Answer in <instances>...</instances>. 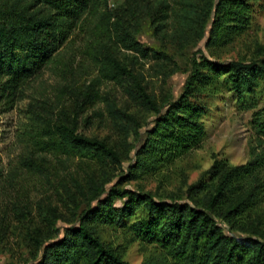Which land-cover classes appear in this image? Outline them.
<instances>
[{"label": "trees", "instance_id": "trees-1", "mask_svg": "<svg viewBox=\"0 0 264 264\" xmlns=\"http://www.w3.org/2000/svg\"><path fill=\"white\" fill-rule=\"evenodd\" d=\"M95 1L0 0L1 97L13 102L23 83L57 60ZM139 1L144 2L139 5L140 13L145 10L154 32L162 34L169 26L166 9L170 3ZM175 1L177 7L170 8V35L184 43L205 37L210 44L220 32H237L249 23L245 0ZM133 12L128 8L102 13L107 40L92 54L98 69L96 81L119 85L128 101L157 116L155 124L144 132V142L136 151L138 160L107 188L101 173L122 167L123 157L105 139L79 131L80 118L95 95L92 90L98 93L93 88L94 80L81 87L72 85L68 106L57 111L43 107L49 123L43 128L37 121L36 126L42 127V135L47 137L43 142L47 150L67 158H85L95 167L79 178L68 172L70 181L62 185L61 196L72 213L79 211L73 214L75 223L60 231L57 221L63 218L56 207L43 213L41 224L47 229L46 236L26 231L35 245L32 252L36 253L21 264H131L96 233L94 222L128 230L144 248L148 246V255L141 264H264V222H258L251 213L257 199V183L254 185L253 180L264 162L261 153L235 166L215 161L176 196L157 197L120 186L151 161L170 163L198 146L205 135L202 120L209 110L207 100L215 97L224 83L235 104L250 111L251 127L264 139V56L220 61L201 53L199 59L191 61V71L179 95L159 103L148 90L145 75L134 65L141 58L163 67L172 58L166 51L140 43ZM121 48L135 55L123 57ZM99 97L125 143L130 134L140 135L138 116L131 106L120 105L116 95L105 91ZM147 159L150 163H145ZM26 160H31L29 168L37 169L33 158Z\"/></svg>", "mask_w": 264, "mask_h": 264}, {"label": "rangeland", "instance_id": "rangeland-1", "mask_svg": "<svg viewBox=\"0 0 264 264\" xmlns=\"http://www.w3.org/2000/svg\"><path fill=\"white\" fill-rule=\"evenodd\" d=\"M245 1L250 15L247 27L237 32L222 31L209 44L205 37L184 43L170 35L173 23L170 8L177 7L175 0H167L170 8L166 10L171 17L168 20L169 26L162 34L154 32V25L146 18L145 10L140 13L139 5L144 2L96 0V5L93 4L70 40L60 50L57 60L23 83L13 102H7L5 96H0V264H21L34 257L36 252L32 251L35 245L27 238L26 231L45 237L47 229L42 225L44 222L41 215L51 207L55 206L56 213L62 215L63 220L57 221L60 231L63 226L75 223L73 214L79 211L72 213V208L62 201V185L70 181L68 172L79 178L91 173L95 167L85 158H67L47 150L43 145L47 137L42 135L41 130L49 123L46 122L49 118L44 106L47 111H57L59 107L68 106L71 103V86L81 87L94 80L93 88L98 89V93L92 90L95 95L92 94L93 98L83 112L84 116L80 118L79 131L87 136L105 139L123 157L122 167L101 173V181H105L107 188L113 186L119 175L127 173L129 165L138 160L136 151L144 142V132L155 124L157 116L128 101L119 85L107 81H99L98 84L96 81L98 69L92 54L102 41L107 40L101 25L102 13H116L128 8L134 11L133 22L139 26L137 38L140 43L155 50L166 51L172 58L163 67L152 60L141 58L134 65L136 71L140 70L145 75L148 90L160 103L169 96L175 99L179 95L191 71V61L199 59L201 53L220 61L249 60L264 56V0ZM198 50L201 52L195 54ZM121 53L123 57L128 55V59L135 55L124 49ZM104 91L116 95L120 105L131 106L141 126L139 136L130 134L127 142L123 141L121 133L113 127L103 109L99 94H104ZM215 94V97L207 100L209 110L202 120L205 135L198 146L170 163L159 164L155 160L150 163L147 159L145 163L150 165L136 172L132 180L120 183V186L157 197L176 196L215 161L235 166L250 161L258 153L264 156V139H260L252 129L250 111L235 104L225 83ZM84 117H87V121ZM37 121L42 126L38 129ZM28 158L35 160L37 169L27 166L31 160L24 159ZM255 177L253 184L257 183V199L251 213L258 222H264V162ZM92 226L105 242L131 264H141L147 257L148 246L144 248V244L136 240L130 231L100 222H94Z\"/></svg>", "mask_w": 264, "mask_h": 264}]
</instances>
